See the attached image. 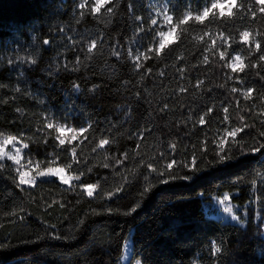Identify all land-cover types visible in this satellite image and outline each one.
Instances as JSON below:
<instances>
[{"label": "trees", "instance_id": "1", "mask_svg": "<svg viewBox=\"0 0 264 264\" xmlns=\"http://www.w3.org/2000/svg\"><path fill=\"white\" fill-rule=\"evenodd\" d=\"M93 3L0 0V264H119L128 238L129 264H264V6L237 0L231 18L181 24L211 0H169L176 35L157 57L149 0ZM235 53L242 72L227 67ZM56 123L87 132L61 146ZM20 171L35 183L19 185ZM223 193L243 224L204 211Z\"/></svg>", "mask_w": 264, "mask_h": 264}, {"label": "snow or ice", "instance_id": "2", "mask_svg": "<svg viewBox=\"0 0 264 264\" xmlns=\"http://www.w3.org/2000/svg\"><path fill=\"white\" fill-rule=\"evenodd\" d=\"M110 2H111V0H94V3L92 4V7H91V12L93 14L100 13L101 9H103L104 6L106 4H109ZM256 2L258 4L264 5V0H256ZM164 3L166 5L165 8L163 9L164 19L166 22H171L173 17L170 14L172 8L169 6V0H164ZM79 7L81 9H84L85 4L81 3L79 5ZM236 7H237V0H211V3L207 4V6H204L199 12H196V13H193L191 11L187 12L185 14L183 20L180 23L184 24L185 22H187L189 20H195L196 22L204 23L205 21L214 18L217 13L219 14V17H221V18H224V17L231 18L234 16L233 9ZM240 7H242V6H240ZM260 11L264 12V7H261ZM107 12L112 13L113 9L108 8ZM253 15H255V13H253ZM137 19H140V18L138 17ZM158 23H159V21L154 19L152 21V26H156ZM139 31H143V29H140ZM173 31H175V29L170 26L169 32H167V33L166 32H159L158 33L159 43L157 45H155L154 47L149 46L148 52L154 53L157 57L161 56L163 54V51L169 46L168 42H166L164 40V37L166 35L171 34V32H173ZM221 35H223V34H221ZM249 38H250V33L248 31H244V32L240 33V40L242 43L250 45V39ZM33 39H35V37H33ZM177 39H179V35H177ZM48 43H49L48 40L44 41L45 45H47ZM224 43H227L226 39L224 40ZM97 44H98V41H96V40L91 41V43L88 45V48H87V51L89 54H91L93 52V50L97 47ZM213 44L215 45V41H213ZM256 48L257 49L260 48V44L258 42L256 44ZM114 55H116L118 57L119 52L118 51L115 52ZM141 56H143V58L145 60L149 59V56L146 54H143V53L133 57V59L135 61H137L136 65H135L137 70L141 69V67H142V64L139 63V61L141 60ZM224 57H225V52H223V51L220 52V58L224 59ZM207 59H208L207 56H205L206 62H207ZM261 59L264 60V56H262ZM77 62L79 63V57H77ZM31 63L34 64L35 61H31ZM227 67H229L233 73H237V72H242L245 68V65H244L242 58L240 56H235V57H233V60L227 65ZM57 69H59V65L57 66ZM65 70H67V64H65ZM150 71H151V69H149V72ZM98 87H99L98 85L94 86L92 89H90V91L94 92L96 90V88H98ZM73 88L76 92L80 91L79 85H74ZM181 91H184V89H181ZM232 91L236 92L237 89L233 88ZM252 91H253V89H248V93L246 95V98H247V96H249L252 93ZM165 107H167V105H165ZM208 111L211 112L212 109H209ZM225 111L227 112V109H225ZM225 119H227V117H225ZM204 123H205V119H204V117H201L200 124H204ZM47 127L53 128L54 126H53V124L49 123L47 125ZM90 127H91V125H90ZM55 131L57 133L56 139H57L59 145L63 146L66 143L71 145L72 141L75 140L79 134L86 133L87 129L83 128V127L79 128V129H75V128L65 129L64 127L57 126V127H55ZM65 131H68L69 133L72 134L71 137L67 140L65 138H63V133ZM241 131H243V129H239V128L234 129L232 132L228 133V135L235 138L236 134L238 132H241ZM140 135H141V137H143L144 134L140 133ZM262 135H264V133H262ZM14 139H15L14 137L10 136V137H8V139L4 143L5 144L10 143ZM107 144H109L108 140L101 139L99 141V147H101V148H103ZM23 147L27 148L28 145L25 144V145H23ZM261 147H264V145H261ZM2 151H3V149L0 148V152H2ZM252 151L257 152V151H259V148H253ZM19 152H20V150L17 149V156H19ZM73 155L75 156V149H73ZM13 159H15V158H13ZM225 159L226 158L223 155H221L219 158V162L223 163L225 161ZM193 162H195V161H193ZM17 163H19V160H17ZM117 163H119V161H117ZM173 163H175V161ZM105 167H108V165H105ZM151 167H152V165H149V168H151ZM172 167H173L172 164H168L169 169H171ZM62 171H63L62 168H51V167L45 168L44 170L41 171V170H39V166H37L35 177L58 176L63 183L67 184L69 181L66 180L63 175H61ZM35 177L29 176L28 173L25 171H20L19 172V185L34 184L35 183ZM163 182L167 183L168 181H163ZM81 187L86 190L87 195L89 197H92L93 196V190L95 189L96 185L86 184V185H81ZM147 191H148V189H145V192H147ZM223 199H224V201H227L229 199V196L227 193L224 195ZM109 211H111V210L109 209ZM134 211H135V208L130 209L128 214H131V212H134ZM225 212H229V213L232 212V208H225ZM237 219H238L237 216H235V215L232 216V220L236 221ZM211 251H212L213 256H215L216 254L221 252V248L215 242H213Z\"/></svg>", "mask_w": 264, "mask_h": 264}, {"label": "rangeland", "instance_id": "3", "mask_svg": "<svg viewBox=\"0 0 264 264\" xmlns=\"http://www.w3.org/2000/svg\"><path fill=\"white\" fill-rule=\"evenodd\" d=\"M165 6L166 5L164 3V0H149V12H150L151 25L154 19L159 21V23L156 26H152L156 31L157 44L159 43L158 33L159 32H166V33L169 32L170 26L173 27L175 31L171 32V34L169 35H166L164 37V40L168 42L169 44L175 39V35H176V28H175L173 21L166 22L164 19L163 9L165 8ZM235 56H240L242 58L240 53H235L232 55L230 62L233 60V57ZM55 126L56 127L61 126V127H64L65 129L73 128L72 126L65 124V123H56ZM71 135H72L71 133H69L68 131H65L63 133V138L67 140L71 137ZM79 135L77 136L76 139H78ZM225 194L226 193H223L221 196H211L210 199H208L207 201L203 203L204 211L206 212L207 215L213 218L220 219L222 221L237 222V223L243 224V220L241 219L243 214L239 213L240 209L234 204V202H232L230 193H227L229 196V199L227 201H224L223 198ZM225 208H232V212L230 213L225 212ZM233 215L238 217L236 221L232 220ZM130 256H131V240L130 238H128L125 240L123 244L122 252L119 258V264H129ZM131 264H139V262L133 261Z\"/></svg>", "mask_w": 264, "mask_h": 264}]
</instances>
